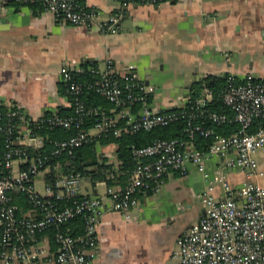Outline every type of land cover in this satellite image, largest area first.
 Returning <instances> with one entry per match:
<instances>
[{
	"label": "built area",
	"instance_id": "built-area-1",
	"mask_svg": "<svg viewBox=\"0 0 264 264\" xmlns=\"http://www.w3.org/2000/svg\"><path fill=\"white\" fill-rule=\"evenodd\" d=\"M116 1L120 5L119 11L107 22H100L96 8L76 0H22L27 5L42 3L46 11L73 26H98L104 33L118 32L130 4L161 5L179 0ZM83 71L82 66L61 69V80L67 97L73 101L74 114L62 116L55 112L44 122L52 128L75 129L77 132L54 143V156L72 155L77 148L92 141L94 136L84 127V122L93 116H97L93 128L99 135L110 131L117 136L123 132L135 134L184 120L183 136L158 139L151 145L135 148L137 166L130 183L123 188L108 187L107 196L82 195L81 174L57 179V191L48 186L49 195L44 196L36 190L35 180L50 168L51 160L44 154L31 157L30 151V147L35 151L41 149L43 138L31 128L32 120L21 108H9L6 113H0V121L6 120L1 131L7 149L1 163L3 170H0V262L90 264L98 247V224L105 212L117 211L129 217L130 211L138 206V190L157 191L166 176L175 172L186 177L194 166L207 183L199 195L205 212L180 237L174 253L177 264H264V183L260 181L264 170L256 157L259 151H264V126L250 132L256 120L264 119V76H228L222 98L232 112L229 115L210 112L206 108L207 98L188 106L192 103L189 98L177 111H154L148 106L140 109L138 105L147 101L153 88L132 70L120 73L109 60L104 69L93 70L97 78L91 84L76 80V75ZM91 91L107 99L115 108L108 113L101 107H88L81 95ZM206 92L212 96L208 89ZM120 119L125 121L124 128L118 127ZM208 120L217 125L235 122L240 125V130L231 136L220 135L206 125ZM197 136L210 140L207 148L200 149L196 145ZM211 160L218 162L214 170L208 168ZM59 168L60 164L55 165L56 170ZM232 171L242 175L241 183L231 182ZM12 192L24 193L33 208L19 215L22 209L12 203ZM54 196L73 203L59 207L52 201ZM78 216L85 219L83 235L76 238L59 230L56 234L58 249L53 254L39 244L38 233L51 226L60 227ZM38 258H43V263H39Z\"/></svg>",
	"mask_w": 264,
	"mask_h": 264
},
{
	"label": "crops",
	"instance_id": "crops-1",
	"mask_svg": "<svg viewBox=\"0 0 264 264\" xmlns=\"http://www.w3.org/2000/svg\"><path fill=\"white\" fill-rule=\"evenodd\" d=\"M76 1L96 8L100 22H107L120 8L116 0ZM119 26L116 33H104L98 26H73L43 5L0 0V106L21 108L33 121L68 109L72 105L64 92L62 67L90 63L102 70L109 60L116 71L132 70L153 88L139 108L154 111L186 105L192 85L198 82L204 84L203 98L211 101L206 92L209 83L225 81L231 74L264 76V0L135 3L126 8ZM90 133L99 135L94 128ZM99 150L116 164L115 144ZM256 157L264 170V151ZM217 165L216 160L208 162L210 170ZM50 171L36 180H46ZM229 178L235 185L243 180L238 171ZM260 181L264 183V177ZM82 185V195L107 196L106 182ZM206 186L191 166L186 177L173 172L157 191L137 196L138 206L129 217L105 212L90 264H177L174 253L180 237L204 215L199 195ZM47 188L46 183L45 195ZM39 244L54 253L47 236Z\"/></svg>",
	"mask_w": 264,
	"mask_h": 264
},
{
	"label": "trees",
	"instance_id": "trees-1",
	"mask_svg": "<svg viewBox=\"0 0 264 264\" xmlns=\"http://www.w3.org/2000/svg\"><path fill=\"white\" fill-rule=\"evenodd\" d=\"M22 1V0H20ZM81 4V3H80ZM31 6L43 5L42 3H33ZM84 71L76 75V80L82 84L93 83L97 76L93 72L97 69L96 64L86 63L83 66ZM209 83V82H208ZM221 84V85H220ZM206 87V86H205ZM208 90L212 93V99L208 102L206 108L210 112L216 113H228L232 115V112L228 106L225 105L222 95L227 87V79L220 80L218 83H209L207 86ZM204 84L202 82L195 83L191 87V96L188 106L194 104L198 99L203 98ZM64 92L66 94V87L64 85ZM81 99L86 103L88 107L91 108H103L108 113H110L115 107L104 97L91 91L85 92L81 95ZM71 100V99H70ZM72 101V100H71ZM73 102V101H72ZM141 105V104H140ZM138 105L137 108L140 107ZM9 109V108H8ZM7 108L0 106V113H6ZM177 111V109H175ZM54 113H48L41 117L42 120L31 121V128L34 129L36 134L41 136L44 140V146L35 151L31 148V157L35 155L44 154L48 155L51 163L50 173L46 174V183L54 191H57L56 180L64 176L72 174H81L84 179L89 181L93 186H96L100 182H106L108 187L120 186L121 188L127 186L133 176L134 170L137 166V160L134 156V149L141 148L151 145L154 141L158 139L171 140L175 138H181L184 133V128L186 127V122L184 120L172 123L169 126H159L152 130H142L135 134L123 132L120 136H117L110 131L107 134H101L94 136L92 141L86 143L79 148H77L72 155L62 154L61 156H54L52 151L54 149V143L57 140L68 139L76 134L75 129H64L60 127L52 128L44 122L47 118L51 117ZM57 114L62 116H70L74 114L73 105L68 109H61ZM97 116L89 117L85 119L84 127L87 130L93 128L94 122ZM6 124V120L0 121V170H3L1 163L4 161V156L6 152L5 137L1 131V128ZM208 127L213 128L216 133L224 136H231L237 134L240 130V125L235 122H229L223 125H217L211 120L206 122ZM125 121L120 119L118 121V127L124 128ZM264 126V119L256 120L250 132L257 131L260 127ZM196 145L200 149H205L210 144V140L202 136L196 137ZM110 144L116 145L115 159L116 164L110 162L108 156L99 150V147L108 146ZM59 169H55V165H59ZM24 166V165H23ZM153 190H138L136 196L150 195ZM12 203L18 204L22 211L19 215H23L33 208V205L29 201L28 197L24 193L12 192ZM52 201L58 203L59 207H64L66 205H71L72 200L67 199H56L55 196ZM85 219L82 216H78L70 219L67 223H64L60 227L51 226L47 230L38 233V239L47 236L50 239L51 250L56 252L58 249V244L56 242V234L59 230L62 232L69 233L73 237H79L85 233Z\"/></svg>",
	"mask_w": 264,
	"mask_h": 264
},
{
	"label": "rangeland",
	"instance_id": "rangeland-1",
	"mask_svg": "<svg viewBox=\"0 0 264 264\" xmlns=\"http://www.w3.org/2000/svg\"><path fill=\"white\" fill-rule=\"evenodd\" d=\"M42 176V174H40ZM83 184H87L88 181L86 179L83 178L82 180ZM45 185H46V180L45 179H39V180H35V187L36 190L41 194V195H45L46 194V189H45ZM83 186V185H82Z\"/></svg>",
	"mask_w": 264,
	"mask_h": 264
}]
</instances>
